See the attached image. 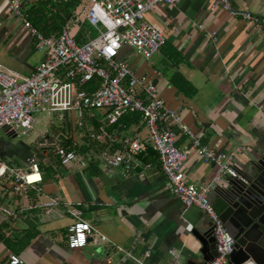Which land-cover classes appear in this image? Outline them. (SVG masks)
<instances>
[{"label": "crops", "instance_id": "1", "mask_svg": "<svg viewBox=\"0 0 264 264\" xmlns=\"http://www.w3.org/2000/svg\"><path fill=\"white\" fill-rule=\"evenodd\" d=\"M41 1L22 0V5L28 12ZM230 3L234 9L249 11L264 20V0H230ZM210 4L211 0H183L174 6H156L146 15V20L160 29L171 48H162L145 61L125 46L120 57L139 74H158L154 82L165 104L177 111L181 120L201 136L203 143L226 152L237 146L246 147L247 154L237 156L235 161L241 172L251 154L264 152V25L262 31H258L226 12H210ZM85 7L82 4L77 10L81 19L78 24L85 23L82 15ZM199 24L216 32L215 40L202 35ZM69 30L74 37L78 33V30ZM176 53L182 57L178 64L170 59L173 55L176 59ZM36 54L41 61L42 55L35 51L33 40L21 27V21L8 16L6 0H0V64L26 76L37 67L39 60L33 61ZM175 74L191 84L192 96L184 95L172 84ZM61 118L59 128L72 130V116L62 114ZM57 128L44 132L41 140ZM134 136L144 142L146 148L150 147L143 124L113 130L110 139L117 143ZM113 145L110 146H116ZM177 146L189 151L190 141L179 135ZM8 149L0 142V158L9 154ZM30 155L33 154L20 157L19 167L26 168ZM99 155L90 149L86 156L78 155L81 164L76 162L69 167L58 164V173L50 180L44 168L41 169L42 191L29 193L33 201L51 197L84 202L87 207L82 218L97 231L93 239L83 247L70 248L67 236L74 223L71 217L59 209L45 214L27 213L5 230L8 235L12 231L37 232L19 254L24 264H107L108 259L113 264H171L179 255L198 249L192 230L202 229L208 220L197 208L185 209L168 190L158 160L143 169V177L135 173L123 176L120 169H105ZM36 156L40 164L56 166L57 157L52 151L40 149ZM94 164L101 170L98 176L92 175ZM183 173L187 183L200 185L211 181L217 168L191 151L184 162ZM54 179H58L57 182ZM222 184L223 181L219 183ZM218 186L209 195L217 212L223 206ZM9 202L13 207L19 205L13 196ZM118 248H123L132 258ZM147 250L149 257L144 256ZM9 254L0 242V264L7 263Z\"/></svg>", "mask_w": 264, "mask_h": 264}, {"label": "built area", "instance_id": "2", "mask_svg": "<svg viewBox=\"0 0 264 264\" xmlns=\"http://www.w3.org/2000/svg\"><path fill=\"white\" fill-rule=\"evenodd\" d=\"M81 1L86 5L83 21L94 35L78 44L67 27L58 34L44 36L29 21L22 0H6L8 16L21 21V27L28 32L42 59L26 76L0 64V131L11 136H18V133L28 135L33 131L36 113L70 114L72 130L55 129L41 140L40 149L52 151L62 167L76 162L81 164L80 156L71 145L63 144L72 139V143L77 144L87 131L90 139L107 147L99 155L105 169H120L123 176L135 173L143 177V169L149 167L148 163L139 160L140 153L147 149L144 142L134 136L115 143L106 129L126 115L140 114L147 131V142L157 153L168 190L185 209L194 207L200 210L212 226L216 257L209 264H227L234 240L209 195L225 178L241 177L235 161L237 156L247 154L246 147L237 146L226 152L203 143L201 136L181 120L177 111L165 104L154 82L158 74H139L120 57L125 46L145 61L158 54L166 44V38L159 28L146 20V15L158 5L174 6L183 0ZM209 10L226 12L231 18L262 31L264 20L249 11L234 9L230 0H211ZM80 21L79 16L73 19V23ZM198 30L215 40L216 32L208 31L203 24L198 25ZM92 80H95L93 90L80 88ZM96 113L104 116L98 131L88 125V120L96 118ZM179 135L190 141L189 151L178 148ZM191 151L203 162L217 168L211 181L200 185L185 181L183 167ZM43 180L40 163L34 154L28 158L26 168L0 159V225L12 223L27 213L45 214L59 209L74 220L69 229V247H83L97 233L82 218L87 206L82 201L51 197L45 201H33L29 193H40ZM10 196L19 201L18 206L11 205ZM118 250L132 258L123 248ZM170 254L174 256L173 250ZM144 256L149 257L150 251L147 250ZM6 264H24V261L19 255L10 253ZM107 264L113 262L108 259Z\"/></svg>", "mask_w": 264, "mask_h": 264}, {"label": "water", "instance_id": "3", "mask_svg": "<svg viewBox=\"0 0 264 264\" xmlns=\"http://www.w3.org/2000/svg\"><path fill=\"white\" fill-rule=\"evenodd\" d=\"M240 176L225 178L217 189L223 202L219 218L234 240L227 264H264V152L251 154ZM192 235L198 249L179 255L171 264H209L216 257L209 222L192 230Z\"/></svg>", "mask_w": 264, "mask_h": 264}, {"label": "trees", "instance_id": "4", "mask_svg": "<svg viewBox=\"0 0 264 264\" xmlns=\"http://www.w3.org/2000/svg\"><path fill=\"white\" fill-rule=\"evenodd\" d=\"M81 0H42L39 5L32 7L28 12V19L32 25L41 32L44 36H50L52 34H58L62 28L66 27L70 20L77 16V10L81 7ZM80 29L75 36L76 42L78 44L83 43L87 36H93V32L90 30L89 26L86 23L79 24ZM163 48H171L169 44H165ZM177 58L174 59V55L170 59L178 64L181 62L182 57L180 54L176 53ZM172 84L184 95L190 97L194 93V88L191 84L180 74H175L172 78ZM95 80H92L90 83L81 86V89L86 91H91L94 89ZM104 116L96 113V118H91L88 120V125H91L95 131H98L100 126L103 125ZM142 124L141 116L138 113L129 114L122 117L115 124L108 126L107 132L111 134L113 130H121L122 128H128L134 125ZM87 131L83 134L82 142L79 144L72 143V140L68 141L67 144L63 146L71 145L72 149L77 155L86 156L90 149L99 154L101 153L105 145H102L96 141H93L87 136ZM139 160L142 163L150 164L154 160H158L157 153L151 148L148 147L145 152H141L139 155ZM56 166L60 165L59 159L55 161ZM93 165V162L89 164ZM41 169L44 168L43 164H40ZM95 171L92 173L93 176H98L100 173V168L94 164ZM45 170V168H44ZM10 226L9 223H3L0 225V242L10 251L19 255L24 251L30 241L34 239L37 235V232H22L15 233L11 232L10 235L6 234L5 230ZM69 231L67 239L69 238Z\"/></svg>", "mask_w": 264, "mask_h": 264}, {"label": "rangeland", "instance_id": "5", "mask_svg": "<svg viewBox=\"0 0 264 264\" xmlns=\"http://www.w3.org/2000/svg\"><path fill=\"white\" fill-rule=\"evenodd\" d=\"M82 15L85 16V11ZM68 29L79 31L80 25L78 23L70 22L68 24ZM39 59L40 58L38 54L34 55L33 61L37 62ZM34 116L36 117V122L34 124L33 131H31L28 135H21L18 133V136H8L4 131H0V142L6 144L10 148L7 151L9 154L0 158L1 160H8V162H10L12 165L20 166V157L23 155H28L29 153L36 155L39 154V143L41 142L42 134L44 132L52 131L54 128L61 127L63 121L61 118L62 114L47 115L46 113H36ZM51 122H53V124H51ZM70 122H72V120ZM75 137L77 136L75 135ZM79 141L82 142L80 139ZM15 151H17V153H15ZM43 166L45 168V174L49 180L54 178L58 173V166H55L54 164L43 163ZM57 180L54 179V182H57Z\"/></svg>", "mask_w": 264, "mask_h": 264}]
</instances>
